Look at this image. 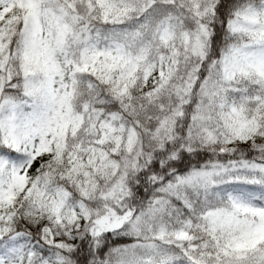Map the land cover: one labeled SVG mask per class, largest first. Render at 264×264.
<instances>
[{
  "label": "snow or ice",
  "instance_id": "obj_1",
  "mask_svg": "<svg viewBox=\"0 0 264 264\" xmlns=\"http://www.w3.org/2000/svg\"><path fill=\"white\" fill-rule=\"evenodd\" d=\"M0 264H264V0H0Z\"/></svg>",
  "mask_w": 264,
  "mask_h": 264
},
{
  "label": "trees",
  "instance_id": "obj_2",
  "mask_svg": "<svg viewBox=\"0 0 264 264\" xmlns=\"http://www.w3.org/2000/svg\"><path fill=\"white\" fill-rule=\"evenodd\" d=\"M121 242H126V241H121Z\"/></svg>",
  "mask_w": 264,
  "mask_h": 264
}]
</instances>
